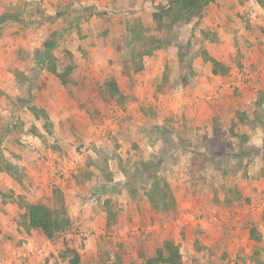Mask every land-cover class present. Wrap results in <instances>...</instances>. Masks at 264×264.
<instances>
[{
    "label": "rangeland",
    "instance_id": "rangeland-1",
    "mask_svg": "<svg viewBox=\"0 0 264 264\" xmlns=\"http://www.w3.org/2000/svg\"><path fill=\"white\" fill-rule=\"evenodd\" d=\"M169 2L0 0V16L15 17L0 28V264H69L67 249L80 264L110 251L146 264L164 234L183 264H264L263 135L252 122L264 96V9L215 0L135 74L130 29L141 22L164 38L154 14ZM207 56L229 75H214ZM146 162L168 181L176 214L149 204ZM55 188L73 227L51 241L30 228L27 206L52 208Z\"/></svg>",
    "mask_w": 264,
    "mask_h": 264
},
{
    "label": "trees",
    "instance_id": "trees-1",
    "mask_svg": "<svg viewBox=\"0 0 264 264\" xmlns=\"http://www.w3.org/2000/svg\"><path fill=\"white\" fill-rule=\"evenodd\" d=\"M215 0H170L169 6L154 14V21L157 23V30L165 34L164 38L151 37L148 38L145 35V27L142 23H136L130 29L133 53L131 54L130 65L127 67L135 74H138L144 70V58L146 56H153L158 50H161L167 46L173 44V39L176 41L178 38L171 36L175 27H182L190 24L195 19L199 20L204 16L206 8ZM259 6L264 9V0H255ZM15 17L10 14H4L0 16V28L3 27L8 21ZM180 44V43H178ZM46 59L49 61V71L58 77L63 84H67V78L63 73H59L54 60L47 55ZM208 62L212 66V73L216 76L229 75L230 69L223 65L216 59L207 56ZM107 87L113 91L112 100L120 102L123 99L122 94L117 88V84L114 81L106 83ZM37 112V111H34ZM241 123H245V113H239L237 115ZM44 118L48 121V116L44 113ZM252 122L258 126L263 135L262 146V159L264 162V96L259 97L256 102V108L253 113ZM235 125H233L231 132L233 136L238 137L243 143L248 142L247 135H237L235 133ZM153 166L146 162L143 164V171L147 174L151 180V186L146 192V197L151 205L152 209L159 213L166 215L176 214L178 212V202L173 194L171 187L167 180L161 178ZM99 170L107 180H111L112 173L105 161L104 166ZM262 177L264 178V167L262 169ZM54 206L48 207L44 204H29L27 206V218L31 229H35L40 232L48 240L55 241L57 238L68 233L72 227V221L70 219L66 200L61 190L55 188L53 191ZM110 227V224H108ZM251 237L260 245L262 238L256 229L251 230ZM256 245L259 249L261 246ZM260 251L257 252L255 258L258 259ZM65 258L69 260V264H80V254L76 250L67 249L65 252ZM103 264L108 260H112L114 264H121L120 259L116 257L115 252L110 251L108 255L100 253L99 255ZM146 264H183L181 248L176 243L175 239L168 234H164L161 237L159 246L156 248L155 255L152 258L146 259Z\"/></svg>",
    "mask_w": 264,
    "mask_h": 264
}]
</instances>
